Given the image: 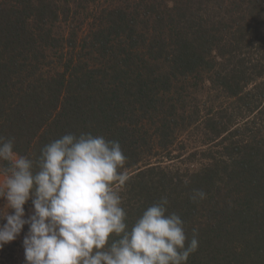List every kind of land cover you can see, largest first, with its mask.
Segmentation results:
<instances>
[{
	"label": "trees",
	"instance_id": "16d2710c",
	"mask_svg": "<svg viewBox=\"0 0 264 264\" xmlns=\"http://www.w3.org/2000/svg\"><path fill=\"white\" fill-rule=\"evenodd\" d=\"M129 1L106 3L85 30L77 0H0V136L30 157L67 133L117 140L129 224L167 196L189 239L198 230L187 264H264V0ZM190 79L226 106L200 116ZM236 104L251 117L227 125ZM199 117L220 149L193 152L196 169L150 162ZM194 189L206 198L192 202Z\"/></svg>",
	"mask_w": 264,
	"mask_h": 264
},
{
	"label": "clouds",
	"instance_id": "9594fccd",
	"mask_svg": "<svg viewBox=\"0 0 264 264\" xmlns=\"http://www.w3.org/2000/svg\"><path fill=\"white\" fill-rule=\"evenodd\" d=\"M14 145V137L0 136V249L27 225L26 264H187L197 251L198 230L189 239L167 196L129 224L122 191L130 177L119 141L67 133L35 157ZM205 198L199 189L189 197Z\"/></svg>",
	"mask_w": 264,
	"mask_h": 264
},
{
	"label": "rangeland",
	"instance_id": "374dc122",
	"mask_svg": "<svg viewBox=\"0 0 264 264\" xmlns=\"http://www.w3.org/2000/svg\"><path fill=\"white\" fill-rule=\"evenodd\" d=\"M110 1L111 0H77L75 10L73 11L75 12V21L81 23L82 27L87 30V27H89L94 22V19L99 17L101 14L102 7H104L106 3H109ZM128 3H130L129 0ZM66 28V25H62L60 26L58 32L62 31V33H65ZM180 82H178L179 85L186 83L185 81ZM194 82H192V79H190L187 81V84H185L184 87L186 90L194 92L190 94V98L191 101L197 102L199 104L200 116L204 115L205 112H207L212 106L219 107L220 104L226 106L228 103L227 98L223 96L220 90L212 89V85L207 80L202 79V81H200L197 79V81L195 80ZM254 83V81L250 82L247 87L251 88ZM194 84H196L195 90ZM169 97L173 99L177 98L175 89L171 90ZM237 106V104L236 106L229 105V114L226 119L229 124L227 125H230L232 120L234 121L232 125H235L234 123L237 121L244 120L243 118L245 117H251V115H248L242 110L240 111ZM242 113H245L248 116L245 114L243 115ZM233 114H238V116L232 118ZM201 122L202 118L199 117V121L196 122L197 124L187 128H184L183 126L182 128L178 129L180 131L179 136L177 137L175 144L170 148L172 149V153L170 154L171 156L167 157L166 154H163L164 156H160L162 153H158L156 156L151 157L150 162L159 163L162 166H167L169 168L171 167L172 169H178L180 171L184 168H198L202 162L200 160V156L195 154L193 155V152L200 154L201 150H206L209 147H213V149H220L219 146L211 145L210 142H208L212 133V131H210V127L208 126L210 124H204ZM238 125L242 126V124ZM0 204H3L2 200H0ZM31 210L32 206H29L25 210L26 214H30ZM26 231L27 225L24 227L20 236L16 240L5 244L3 248L0 249V264H26L24 250L22 247V240Z\"/></svg>",
	"mask_w": 264,
	"mask_h": 264
}]
</instances>
